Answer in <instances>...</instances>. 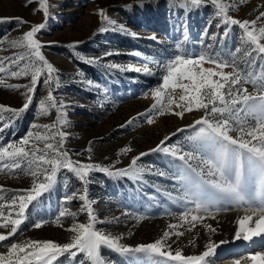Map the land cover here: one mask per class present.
Returning a JSON list of instances; mask_svg holds the SVG:
<instances>
[{"label": "rangeland", "instance_id": "rangeland-1", "mask_svg": "<svg viewBox=\"0 0 264 264\" xmlns=\"http://www.w3.org/2000/svg\"><path fill=\"white\" fill-rule=\"evenodd\" d=\"M47 3L46 18L39 0H0V61H3L0 66L9 68L10 62L4 58L24 51L11 47L10 40L19 38L34 24L45 23L36 38L43 45L42 54L57 69L51 85L43 83L46 75L41 77L29 108L19 117L0 110V146L18 143L30 131L46 133L42 127L33 126L57 120V108H49L47 115L40 112V102L51 90L59 115L66 123L57 124L46 134L65 132V150L74 162L114 171L127 168L140 153L147 155L138 160L137 166L143 171L137 177L108 176L96 170L90 173L85 185L74 173L62 169L51 192L30 206L18 233L0 243V253H5L13 242L29 239L69 242L73 233L68 229L73 223L88 222L87 211H81L84 202L79 199L86 190L97 219L95 227L120 236L124 245L151 243L168 231L167 244L173 253L179 249L186 256L198 255L211 240L219 247L207 258L210 264L237 261L253 264L248 257L264 252V235L254 237L251 242L236 239L237 220L250 214L246 212L248 205L219 202L209 207L211 215L203 210L197 212L187 182L181 179L186 169L183 161L170 153L149 151L165 136H169L165 146L193 151V142L188 137L194 131L188 126L204 115L203 110L185 113L182 119L171 113L159 115L152 108L155 101L151 92L162 84L166 64L178 54L195 57L204 53L235 63L242 72L258 78L264 76V54L255 51V45L246 40L239 25L222 22L211 0L196 7H185L183 0H47ZM221 3L232 6L228 14L233 18L256 20L257 30L264 26V19H257L264 12V0H221ZM100 9L115 23H102ZM17 17L27 23H18ZM101 27L107 30L101 32ZM246 52L251 53V59ZM204 67L214 65L205 63ZM144 68L151 74L145 73ZM0 80H3L0 105L6 109L21 108L27 92L24 86L30 84V76L13 78L4 72L0 73ZM10 84L21 87H7ZM241 87L249 93L257 92L250 83ZM176 91L178 98L179 90ZM172 107L179 110L175 105ZM150 118L152 123H148ZM248 119L254 124L252 117ZM231 134L235 136L236 132ZM55 142H59L58 135ZM125 147L131 151L121 153ZM190 163L198 172L203 169L205 180L213 178L206 174L207 167L200 160ZM27 168L24 162L20 169L0 171V188L4 189L0 191V204L11 202L19 190L31 187L33 177ZM73 193L76 194L73 200H64ZM61 210L75 215L60 217L57 223ZM4 214H8L7 208ZM193 215L203 217L194 226ZM12 218H17L14 212ZM256 218L253 217L251 227L255 226ZM38 222L42 226L35 228L33 225ZM9 230L10 227L0 228L4 234ZM102 256L107 264H151L152 259H162L143 253L121 255L107 248L102 249ZM84 259L83 254L75 258L65 254L53 264H81Z\"/></svg>", "mask_w": 264, "mask_h": 264}, {"label": "snow or ice", "instance_id": "snow-or-ice-1", "mask_svg": "<svg viewBox=\"0 0 264 264\" xmlns=\"http://www.w3.org/2000/svg\"><path fill=\"white\" fill-rule=\"evenodd\" d=\"M39 2L47 18L49 16L47 0H39ZM203 2L204 0H183V5L196 7ZM211 3L217 9L216 15L223 18V23L239 25L244 30L246 40L251 45H255V51L264 54V43L261 42L264 40V26L257 30L256 20L241 21L233 18L228 14L232 6L221 3V0H211ZM98 15L102 23L105 21L109 24L115 23L109 20L103 9L98 10ZM15 19L20 24L27 23L22 18ZM257 19H264V12H261ZM44 28L45 23L34 24L30 30L23 32L22 36L10 40L11 47L24 51L14 54L13 57L4 58L9 60V68L0 66V73L8 72L13 78L30 76V84L24 86L27 92L25 103L21 108L6 109L5 106L0 105V110H7L16 117L29 108L41 77L46 75L43 80L46 85H51L55 79L54 74L57 69L42 54L43 45L36 38ZM106 30L105 27L99 29L101 32ZM245 55L251 59L250 52H246ZM205 63L214 67H204ZM2 64L3 61H0V65ZM12 67L16 70H12ZM113 67L116 66L113 65ZM228 67H231L232 71H224ZM143 71L151 74L148 68H144ZM2 83L3 80H0V84ZM248 83L257 88L256 93H249L247 88L241 87ZM7 87L19 88L21 85L10 84ZM176 90H179L178 98ZM151 95L155 101L152 108L159 115L171 113L182 119L185 113L201 110L204 112V115L188 126L194 131V135L188 137L189 141L193 142V151L183 152L176 145L165 146L169 136H165L155 148L149 150L170 153L183 161L186 169L181 179L187 182L190 198H194L196 211L203 210L211 215L209 207L219 202L248 205L246 212L250 214L237 220L239 227L236 231V239L242 238L246 242H251L254 237L264 235V76L258 78L255 74L242 72L235 63L230 64L204 53L195 57L187 53L178 54L166 64L162 84L153 89ZM173 105L179 110L174 111ZM39 107L42 115H47L49 108H57V120L52 124L34 125V128L42 127L47 133L55 129L57 124L66 123V120H62L59 115V106L51 90L48 91L45 99L41 100ZM249 117L253 118L254 124L249 121ZM152 122L150 118L148 123ZM178 131L183 130L178 129ZM232 132H236V135L233 136ZM46 133L30 131L18 143L0 146V171L5 168L14 171L27 162L26 171L33 177V183L29 189L19 190V193L12 197L11 202L0 204V228L10 227L6 234L0 232V243L18 233L30 206H35L44 194L51 192L57 183L58 173L62 169L74 173L85 185L89 181L90 173L96 170L108 176L117 177H137L143 171L137 163L140 157L147 153L134 156L127 168L113 171L96 164L74 162L65 150L66 133L63 131L51 135ZM57 135L59 136L58 144L55 142ZM129 151H131L130 147L120 150L121 153ZM193 160H200L202 165L207 167L206 174L213 178L205 180L203 169L198 172L190 163ZM0 191L4 189L0 188ZM75 196L76 194L73 193L65 196L64 200L71 201ZM79 199L84 202L81 211H87L88 222L73 223L68 229L73 233L69 242L60 244L52 240L32 239L19 243L13 242L7 247L5 253H0V264H53L65 254L73 258L83 254L85 259L81 261V264H107L102 256L104 248L121 255L143 253L148 257L162 258L152 259L151 264H169V262L210 264L207 258L213 256L219 247L217 243L209 240L205 251L198 255L186 256L179 249L173 253L171 246L167 244V238L170 235L168 231L160 239L151 243L139 244L135 247L124 245L120 242V236L104 233L95 227L97 219L86 190ZM6 208L7 215L4 214ZM13 212L17 217L15 219L12 218ZM66 215L74 216L75 214L61 210L57 223L60 217ZM253 217L257 218L255 226L251 227ZM191 219L194 226L195 222L202 220L203 217L193 215ZM33 226L40 228L42 223L38 222ZM205 227L209 231H214L210 225ZM177 235H183V233H177ZM248 259L253 261V264H264V252H256ZM236 264L240 262L237 261Z\"/></svg>", "mask_w": 264, "mask_h": 264}]
</instances>
